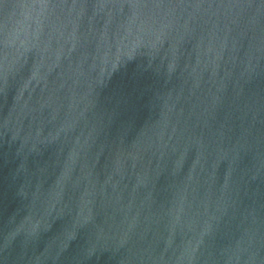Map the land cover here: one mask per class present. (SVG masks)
Returning <instances> with one entry per match:
<instances>
[{
    "label": "water",
    "instance_id": "obj_1",
    "mask_svg": "<svg viewBox=\"0 0 264 264\" xmlns=\"http://www.w3.org/2000/svg\"><path fill=\"white\" fill-rule=\"evenodd\" d=\"M0 264H264V0H0Z\"/></svg>",
    "mask_w": 264,
    "mask_h": 264
}]
</instances>
